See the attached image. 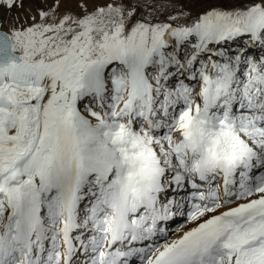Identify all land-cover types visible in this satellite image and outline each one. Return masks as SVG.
<instances>
[{"label":"snow or ice","instance_id":"1","mask_svg":"<svg viewBox=\"0 0 264 264\" xmlns=\"http://www.w3.org/2000/svg\"><path fill=\"white\" fill-rule=\"evenodd\" d=\"M37 5L0 0V264H264V0Z\"/></svg>","mask_w":264,"mask_h":264},{"label":"rangeland","instance_id":"2","mask_svg":"<svg viewBox=\"0 0 264 264\" xmlns=\"http://www.w3.org/2000/svg\"><path fill=\"white\" fill-rule=\"evenodd\" d=\"M49 2H50V0H49ZM30 6L33 9H35L38 6L37 5V0H24V8L30 7ZM24 8L23 9L13 8L10 15L11 16H15L18 13H21V14L25 13V9ZM8 15H9V13H8L6 8H0V16H8ZM171 226H173V228L176 227L175 224H172Z\"/></svg>","mask_w":264,"mask_h":264},{"label":"bare ground","instance_id":"3","mask_svg":"<svg viewBox=\"0 0 264 264\" xmlns=\"http://www.w3.org/2000/svg\"><path fill=\"white\" fill-rule=\"evenodd\" d=\"M28 8H29V7H26V8H24V9L26 10V9H28ZM172 227H173V226H172Z\"/></svg>","mask_w":264,"mask_h":264}]
</instances>
